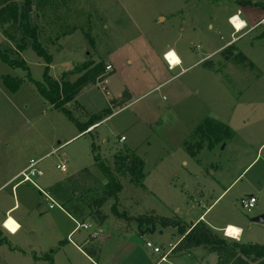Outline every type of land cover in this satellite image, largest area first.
<instances>
[{
    "label": "rangeland",
    "instance_id": "obj_1",
    "mask_svg": "<svg viewBox=\"0 0 264 264\" xmlns=\"http://www.w3.org/2000/svg\"><path fill=\"white\" fill-rule=\"evenodd\" d=\"M78 5L84 12L75 20L79 28L48 48L49 74L60 79L76 64L115 56L120 72L116 68L104 81L85 86L75 101L66 104L78 122L105 108L112 111L94 121L90 132L82 131L37 93L26 70L0 60V223L8 212L20 224L12 235L0 231L5 242L0 243V264H91L86 248L98 251L99 264H218L217 254L202 246L190 254L172 252L169 262L162 261L181 235L159 223L151 229L142 227L135 219L139 215L178 217L190 225L205 213L204 223L222 236L223 228L232 224L242 227V242L264 244V224L252 221L264 213V8L234 0H79ZM234 13L247 22L237 32L229 22ZM144 40L155 46L174 45L185 57L183 65L173 70L166 66L153 78L152 53ZM231 43L245 62H226L219 54ZM22 57L31 77L42 81L46 61L31 48ZM204 61L211 62L210 69ZM4 75L23 82L13 91ZM168 79L159 90L147 92L156 80ZM130 83L135 85L134 96L114 107L111 101ZM76 100L84 109L76 107ZM206 117L231 126L234 136L211 148L204 146L193 157L184 141ZM93 143L111 167L115 152L126 147L144 158L143 185L131 183L128 174H118L123 218L113 214L111 198L102 207L104 221L76 220L78 228L57 200L61 207L50 209L32 184L14 188L32 158L44 173L36 182L48 192L84 168L106 182L95 164ZM58 164L66 169H58ZM251 194L257 202L249 209L242 200ZM147 242L162 251L154 252Z\"/></svg>",
    "mask_w": 264,
    "mask_h": 264
},
{
    "label": "trees",
    "instance_id": "obj_2",
    "mask_svg": "<svg viewBox=\"0 0 264 264\" xmlns=\"http://www.w3.org/2000/svg\"><path fill=\"white\" fill-rule=\"evenodd\" d=\"M234 1L241 6L264 8L261 2ZM78 2L79 0H0V27L4 35V42L0 43V60L10 67L26 70V76L33 83L37 93L49 102L53 109L63 112L76 122L82 131H87L94 121L103 115L110 114L111 107L105 108L101 113L90 115L86 122H78L71 111L66 108V104L75 101L77 94L85 86L97 84L106 79L110 73L106 70L109 65L107 60L102 58L98 62L87 60L76 64L73 70L63 72L60 79L49 74L52 56L48 48L55 45L63 36L74 33L79 28L75 20L80 15L84 16L83 8H79ZM89 30L91 29L88 28ZM88 31L84 33L94 45V40ZM27 48L34 50L46 61L47 66L42 81L34 80L30 75L29 68L22 57V52ZM219 54L226 62L239 63L247 60L238 49H235L233 43L224 47ZM203 63L210 68L211 62L204 61ZM74 74L78 76L72 80L70 77ZM3 81L14 91L22 84L23 78L4 75ZM131 97L130 91L126 89L119 98L113 99L111 104L114 107L122 106ZM76 107L80 110L84 109V105L77 100ZM233 136L234 131L231 126L206 117L184 141V147L191 156L196 157L204 146L211 148L214 144L224 142ZM91 147L95 164L103 172L106 182L98 181L89 168H84L67 176L52 186L49 191L77 221L85 222L91 218L104 221L107 215L103 213L102 207L111 198L115 200L112 207L113 214L118 218H123L125 212H120L118 209L119 193L123 189L118 174H128L131 177V183L143 185L144 158L126 147L115 152L111 167L97 151L94 143ZM135 219L140 226H145L147 229H151L157 223L164 227L176 228L182 237L176 242L174 253L182 254L196 247L207 246L208 251L217 254L218 264H264V244L226 238L202 221L186 225L178 217L154 215H139ZM0 243H5L1 236ZM84 252L92 258L91 264L98 263L96 249L86 248Z\"/></svg>",
    "mask_w": 264,
    "mask_h": 264
},
{
    "label": "crops",
    "instance_id": "obj_3",
    "mask_svg": "<svg viewBox=\"0 0 264 264\" xmlns=\"http://www.w3.org/2000/svg\"><path fill=\"white\" fill-rule=\"evenodd\" d=\"M234 15H238V14H236V13H234L233 15H231L230 17H232V16H234ZM230 17H229V19H230ZM229 22H230V20H229ZM232 25V24H231ZM235 39V38H234ZM233 40V39H232ZM142 43H143V45H146V50L148 51V52H151L152 53V63H153V67H151L150 68V70H151V72L149 73V74H151V76L153 77V78H155V72H157V71H159V70H164L165 69V67L167 66L168 67V69L169 70H173V69H175L176 67H180V66H182L183 65V63H184V60H185V57H184V55H181L176 49H175V47H174V45H170V44H163V45H157V46H155V45H153V44H149L148 43V41L147 40H144V41H142ZM148 45H153L152 46V48L150 49V47L148 46ZM169 50H174L175 51V53L178 55V58H179V60H180V63H177V65H175V67H170L169 66V64L167 63V61H166V59H165V57H164V54L165 53H167V51H169ZM115 52V51H114ZM145 59L146 60H148V62H150L149 61V58H148V56H145ZM153 60H155V61H153ZM130 61V63H131V65L133 64V60L131 59V60H129ZM107 62H108V64H110L111 66H112V69L111 70H109V72L110 73H114L115 71H116V68H118V70H119V72H120V70L122 69L121 68V65H120V63H119V61L117 60V58L114 56V57H112L111 59H109V60H107ZM200 63V61L198 62V64ZM148 64H150V63H148ZM197 64V62L196 63H194V64H192L191 66H189V67H193L194 65H196ZM197 64V65H198ZM201 64V63H200ZM151 66H152V64H150ZM188 67V68H189ZM210 69V68H209ZM185 70V69H184ZM183 70V71H184ZM212 70V69H211ZM183 71H181L180 73H182ZM148 74V75H149ZM160 80H156L154 83H153V85H152V87L150 88V90H148L147 92L149 93L150 91H155V90H159L165 83H167L168 81H169V79L168 80H162L160 83H156V82H159ZM134 84L133 83H130L129 85H126V88L130 91V93H131V96L133 97L134 96V90H135V88H134ZM106 88V87H105ZM120 95H121V93H120ZM132 97H131V99H132ZM130 99V100H131ZM126 140V139H125ZM251 195H253V194H251ZM63 212H64V214H67V212L65 211V210H63ZM204 214L205 213H203L200 217H199V221H202V222H204L203 220H204ZM68 215V214H67ZM9 217H11V218H13L10 214H8V212H7V215H6V217L5 218H3L2 219V221H1V223H0V231H2L3 229H5V230H7V232L10 234V235H12V234H14V233H12V232H10L7 228H6V226H5V221L9 218ZM68 217H70L71 218V216L70 215H68ZM14 219V218H13ZM74 218H72V220H73ZM15 220V219H14ZM16 221V220H15ZM74 221H76L75 219H74ZM198 221V222H199ZM17 222V221H16ZM18 223V222H17ZM193 223V222H192ZM19 224V223H18ZM20 225V224H19ZM76 225H77V227L79 226V223L76 221ZM207 225V224H206ZM230 225H232V224H227L224 228H226L227 226H230ZM233 226H236L237 228L236 229H238L239 231H241L240 232V237H241V235H242V232H243V229H242V227H240V226H237V225H233ZM210 227V226H209ZM79 228V227H78ZM212 228V227H211ZM224 228H223V231H222V233L224 232ZM213 229V228H212ZM215 230V229H214ZM216 231V230H215ZM217 233H220L219 231H216ZM71 235V234H70ZM69 235V236H70ZM68 236V237H69ZM182 237V236H181ZM240 237H239V241H241V239H240ZM70 238V237H69ZM70 241H72L73 242V240H70ZM74 243V242H73ZM75 244V243H74ZM175 245H176V243H175ZM204 250H207V249H205V248H203ZM192 250V249H191ZM191 250H188V251H186L185 253H182L183 255H185L186 253L187 254H190L192 251ZM173 254H175L174 253V251H173ZM180 254V253H179ZM170 258H169V256L167 257V259L166 260H163V261H168ZM173 260L174 259H176V258H172ZM169 262V261H168ZM96 264H99V263H96Z\"/></svg>",
    "mask_w": 264,
    "mask_h": 264
},
{
    "label": "built area",
    "instance_id": "obj_4",
    "mask_svg": "<svg viewBox=\"0 0 264 264\" xmlns=\"http://www.w3.org/2000/svg\"><path fill=\"white\" fill-rule=\"evenodd\" d=\"M231 19H229L230 23L232 24V26L234 27L235 31L237 32L238 30L236 29L235 24L232 22ZM170 51H172V50L167 51V53H169ZM167 53L164 54V57H165L167 63L169 64L170 67H175V65H177V63H172L170 58L167 57ZM111 69H112V66L110 64L107 65L106 70L109 71ZM90 130H91V128H89L86 132H89ZM125 139H126L125 136H121V138H120L121 141H124ZM57 168L61 169V170H65L66 166L64 164H62V165L58 164ZM43 174L44 173H43L42 169L38 166V161L32 158V159L29 160L28 165L19 173V177L21 178V180L14 185V188L19 183L32 184L34 187H36L39 190L40 194L43 195L45 197V199L48 201L50 209H53L56 206L61 207L58 204V202L56 201V199L54 198V196L50 192H48V191L44 190L43 188H41L40 185H38V183L36 182V179L38 177L42 176ZM242 202H243L245 207L251 209V208H253L255 206V204L257 202V198L254 195H249L246 198H244L242 200ZM227 229H228V227L224 228V234H225V236L227 238L239 240L240 235L239 236H237V235L228 236ZM147 246L152 247L154 252H156V253H160L162 251L161 247L153 246V244L151 242H147ZM174 248H175V244H170V248L161 256V260L162 261L166 260L167 257L169 256V254H171L174 251Z\"/></svg>",
    "mask_w": 264,
    "mask_h": 264
},
{
    "label": "snow or ice",
    "instance_id": "obj_5",
    "mask_svg": "<svg viewBox=\"0 0 264 264\" xmlns=\"http://www.w3.org/2000/svg\"><path fill=\"white\" fill-rule=\"evenodd\" d=\"M237 24V26H239V22H237L236 23ZM171 60H172V62L173 63H178L179 61H178V59H176L175 58V54L173 53V54H170V57H169ZM11 231H15L16 230V228L17 227H19L17 224H16V222L14 221V220H12V219H9V221H8V223H7V225H6ZM238 232V230H236V229H229V234H232V235H234V234H236Z\"/></svg>",
    "mask_w": 264,
    "mask_h": 264
},
{
    "label": "clouds",
    "instance_id": "obj_6",
    "mask_svg": "<svg viewBox=\"0 0 264 264\" xmlns=\"http://www.w3.org/2000/svg\"><path fill=\"white\" fill-rule=\"evenodd\" d=\"M230 19H231V18H230ZM246 23H247L246 21H240V22H239V26H237V24H235V27H236L237 30H239L240 28L246 26ZM173 53L175 54V58L178 59V61H179L178 63H180V60H179V58H178V55L175 53L174 50H172V51H170L169 53H167V57H170V54H173ZM7 223H8V222H7ZM16 224L20 227V225H19L18 223H16ZM19 227H17L16 230H15V231H12V232L15 233V232L19 229ZM230 228H231V229H236L235 227H232V226H230ZM236 230H238V229H236ZM238 231H239V230H238Z\"/></svg>",
    "mask_w": 264,
    "mask_h": 264
},
{
    "label": "bare ground",
    "instance_id": "obj_7",
    "mask_svg": "<svg viewBox=\"0 0 264 264\" xmlns=\"http://www.w3.org/2000/svg\"><path fill=\"white\" fill-rule=\"evenodd\" d=\"M232 19V22L234 23V24H236L237 22H240V21H244V20H242L241 18H240V16L239 15H234V16H232L231 17ZM243 28V27H242ZM242 28H240L238 31H240ZM171 60V59H170ZM171 62H172V60H171ZM173 63V62H172ZM228 227V229H227V233H228V236H230V235H232V234H229V229H230V226H227ZM240 232L241 231H238L236 234H234V236L235 235H237V236H239L240 235Z\"/></svg>",
    "mask_w": 264,
    "mask_h": 264
},
{
    "label": "water",
    "instance_id": "obj_8",
    "mask_svg": "<svg viewBox=\"0 0 264 264\" xmlns=\"http://www.w3.org/2000/svg\"><path fill=\"white\" fill-rule=\"evenodd\" d=\"M252 221L257 222V223L264 224V213H262V214H260L258 216H255L254 218H252ZM203 248L207 249V246H203Z\"/></svg>",
    "mask_w": 264,
    "mask_h": 264
}]
</instances>
